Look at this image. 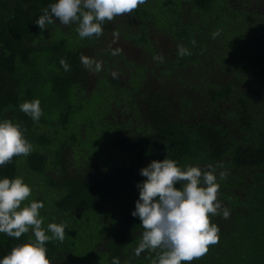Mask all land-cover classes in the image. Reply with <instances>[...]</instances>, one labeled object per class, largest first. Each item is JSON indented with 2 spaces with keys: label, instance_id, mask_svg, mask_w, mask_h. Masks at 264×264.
Returning a JSON list of instances; mask_svg holds the SVG:
<instances>
[{
  "label": "trees",
  "instance_id": "trees-1",
  "mask_svg": "<svg viewBox=\"0 0 264 264\" xmlns=\"http://www.w3.org/2000/svg\"><path fill=\"white\" fill-rule=\"evenodd\" d=\"M53 2L0 0V120L21 123L33 146L28 156L0 166V178L23 177L33 185L25 203L43 201L49 208L40 209L44 229L51 222L66 224L63 241L45 242L51 264H112L114 257L121 264H151L155 252L135 255L144 229L131 212L139 196L136 184L145 179L140 169L166 156L181 167L215 166L218 199L230 209L227 219L209 214L219 227L218 242L182 264H264V0H146L122 14L120 25L132 30L125 38L133 39L146 58L107 52V70L118 74L104 75L105 83L112 92H124L137 110L132 116L115 110L100 89L101 113L121 114V124L107 125L112 133L107 135L124 155L116 161L98 149L102 140L89 150L88 138L79 140L75 118L88 98L77 104L73 99L87 78L83 47L79 41L42 39L35 25ZM180 44L191 55L179 56ZM34 99L43 109L39 121L19 108ZM45 120L68 131L72 127L73 140L84 146L80 161L87 152L109 169L70 170L67 142L50 155L54 137L35 129ZM88 123L87 131L96 132L95 121ZM220 171L227 172L225 179H219ZM30 238L31 230L20 238L0 233V257Z\"/></svg>",
  "mask_w": 264,
  "mask_h": 264
},
{
  "label": "clouds",
  "instance_id": "clouds-1",
  "mask_svg": "<svg viewBox=\"0 0 264 264\" xmlns=\"http://www.w3.org/2000/svg\"><path fill=\"white\" fill-rule=\"evenodd\" d=\"M145 3L146 0H55L38 16L35 25L44 32L55 18L63 25L76 23L80 38L99 37L104 32L106 20L131 13ZM218 34L212 35L215 38ZM113 35L119 38L118 32ZM121 51L115 48L111 54L118 55ZM178 55L183 57L191 52L180 44ZM155 58L161 62L164 59L163 56ZM80 59L86 69L102 70V62L83 54ZM60 64L65 71L71 68L65 58H61ZM112 75L115 77L117 73ZM19 108L33 121H39L43 114L39 99L24 101ZM32 148L21 123L0 120V166L10 163L14 156H28ZM140 175L145 179L136 184L139 196L131 215L139 218L144 230L135 255L145 250L155 252L151 264H182L205 255L209 245L219 240V227L212 223L209 214H222L225 219L230 216V209L218 199L220 184L215 166L209 165L207 169L181 167L166 156L142 167ZM226 177V171L219 172V179ZM31 192V186L23 177L0 178V233L20 238L31 230L34 237L0 257V264H51L45 242L65 239L67 226L63 222H51L47 229L42 227L40 209L44 203L38 200L25 203ZM112 264H121V261L114 257Z\"/></svg>",
  "mask_w": 264,
  "mask_h": 264
},
{
  "label": "rangeland",
  "instance_id": "rangeland-1",
  "mask_svg": "<svg viewBox=\"0 0 264 264\" xmlns=\"http://www.w3.org/2000/svg\"><path fill=\"white\" fill-rule=\"evenodd\" d=\"M125 18V16H116L111 22L105 23L103 25L104 32L99 37H91V38H80L77 32V24L71 23L69 25H63L59 22V20L54 18V23L47 26V30H45L40 38L48 40L53 39L56 37L57 39H61L64 43H73L75 41H79L78 45H82L83 47V55L88 56L96 61L102 62V70L99 72L90 71L85 68L86 70V80L83 82V86L81 88H76L74 93V102L77 104L78 102L85 100L82 102L86 107L85 109L78 111L76 114V128L80 131L79 140H84V138H88V142L86 141L85 147L87 150L89 148H93L94 145L98 140H102L101 143H97L99 146L98 149L103 151L107 157H109L112 161H116V157L124 158V155L121 151L117 149L114 143V138L107 135L109 133L112 135L110 130L108 129L107 125L110 124H121V114H113L115 113L112 109L107 110L101 113V109L103 107V99L104 96L100 94L99 91L101 88L105 89L108 97V101H110L111 106L115 108V110L119 112L127 113L125 115H134L136 110V105L132 104L131 101H128L129 98L124 92L115 93L112 92L110 87L105 83V77L112 76L113 72L116 70L113 68L110 71L107 70V64L109 61L107 60L108 55L107 52L111 53L112 49L120 48L122 49L123 54L128 60L131 58H144L145 54L142 52V49L134 42L133 39L125 38V34H132V30L130 31L128 28L122 27L120 23ZM75 32L76 34H73ZM114 32L119 33V38L116 39L113 35ZM54 38V40H56ZM74 45V44H73ZM72 45V46H73ZM146 58V57H145ZM118 74V73H117ZM121 79L123 80L122 86H127V77L124 75H120ZM116 101V102H115ZM94 111L96 113L90 117ZM92 120L95 121L96 125V132L87 131L91 128V124L88 123L85 125V122ZM70 127V131H71ZM88 128V129H87ZM36 132H47L50 133L54 137L53 145L48 149V153L51 155L56 149L63 148V142H67L68 146L66 147L65 151V159H66V166L70 170L74 172H78L82 169L84 165L91 167V168H100L101 170L105 171L107 169L103 168L101 165V161H98L95 157L89 156L87 152H83L84 157L86 159L85 162L80 161L77 157L82 150H84V146L80 145L74 138L72 132L68 131V129L64 128L63 126H59L55 120H45L43 122L37 123L35 125ZM105 131L106 134L102 133ZM23 162V159L20 160L19 165ZM124 162L121 161L120 164ZM109 163V161H107ZM111 168V167H110ZM54 171L52 170V175L54 176ZM28 178V176L26 177ZM42 182V179H39ZM27 184L30 182L25 180ZM37 182V181H35ZM33 187L32 184H29ZM41 185V184H40ZM44 186L41 185L39 188L40 190ZM45 190H47L45 188ZM49 208H43L42 211H46Z\"/></svg>",
  "mask_w": 264,
  "mask_h": 264
}]
</instances>
